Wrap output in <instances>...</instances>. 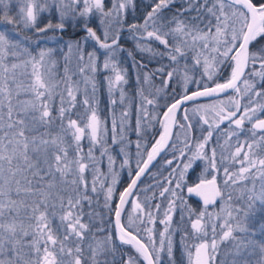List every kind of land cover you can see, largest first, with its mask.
Instances as JSON below:
<instances>
[{"label":"snow or ice","instance_id":"obj_1","mask_svg":"<svg viewBox=\"0 0 264 264\" xmlns=\"http://www.w3.org/2000/svg\"><path fill=\"white\" fill-rule=\"evenodd\" d=\"M177 2L147 0L149 10L143 15L142 21L138 22L135 17L132 21L128 20L129 11H136L135 0H52L51 5L48 0H43V3L40 0H25L17 17L8 14L11 0H0V11L3 12L0 20L22 25L24 29H35L38 33L49 29L63 31L65 21L73 20L85 33L74 45L77 60L82 62L79 72L96 73L100 61L99 51L103 50V69L111 68L115 73L114 81L109 78L110 93L114 83L126 82L117 67V56L125 51L121 46V37L125 31L136 41V47L141 53L153 52L146 43L151 40L158 41L168 50L167 55L175 66L166 73L163 68L155 70L167 77L161 81L162 88L158 91H163L175 77L181 75L180 60L192 52L193 69L202 68L201 80L197 81L188 74L186 63L182 75L183 85L185 91L189 83L202 85L203 91L185 94L182 99H175L167 107L163 114L164 120L158 121L163 131L151 150L146 152V158L140 151V143H137V156L140 159L136 163L135 178L119 194L120 204L114 209L118 239L121 244L133 247L146 264H162V254L167 256L169 264H175L170 212L177 200L182 205L186 203V190L189 196L199 197L203 202V210L191 220L193 239L200 242L189 246L185 243L188 233L185 232L181 237L187 264H264V240L254 239L257 231L249 226L255 205L259 203L264 206V155H257L258 151L264 152V118L258 115L264 113V103L258 102L264 100V0H179L182 7L171 16L165 15V10ZM50 7L55 8L59 22H48L45 27H39V14ZM93 17L98 21V29L90 26ZM89 40L97 47L86 53L83 45ZM68 49L71 52L73 44L70 43ZM51 51L41 49L38 56L33 55L31 37H20L19 33L0 30V264H139V257L133 255H129L127 260L117 259V247L110 232L102 237L96 235L105 233V229L93 223V217L99 216V213L92 210V197L88 195V183L83 175L88 165L80 155V142L87 134L93 144L100 143L107 130L87 95L82 103L89 106L87 111L90 115L79 122L71 118L78 88L68 83L71 80L68 67L65 66L64 70L66 86L59 93L55 92L58 85L44 79L38 71ZM128 55L132 57V52H128ZM29 65L31 73L27 72ZM136 66L146 67L142 62ZM224 66L231 69L230 78L224 83H218L214 78L223 71ZM18 70H21L19 76L30 75L33 80L23 86L22 81L18 82ZM150 75L155 73H145V80ZM204 77L214 83L215 87L203 83ZM254 78H258L259 88ZM85 80L87 82L89 77L85 76ZM95 90L93 84V94ZM228 90L246 98L247 102L242 104L240 99L229 97L227 105L220 101L218 105L193 108L194 115L199 114L202 107L213 113L211 119L205 115L197 121L199 123L202 120L208 129L207 135L196 141L195 151L187 136L183 147L178 148L174 141L169 143L174 135L173 125L178 124L182 130L194 127L191 122L185 125L176 120V112L185 101H195L201 96L213 97ZM22 93L31 98L21 99ZM55 95H59V107L56 115H53L51 105ZM120 99L123 102V92ZM143 100L147 105L154 104V100L148 97H143ZM111 103L114 105L116 101L112 100ZM142 111L144 119H155L143 105ZM127 115L126 112L122 113L119 125L121 139ZM183 120H190L186 109ZM57 121L59 132L53 134L50 129ZM245 121L251 123V128L247 130L250 132V142L246 140L244 145L238 144L233 154L234 160L242 154V159L238 160L241 167L236 172H230L227 167L223 170V185L225 188H233L235 195L232 191L225 193L217 183L216 175L208 179L201 174L198 182L189 185L186 181L187 173L197 160L207 161L205 172L209 168L212 172L219 171L215 149L211 150L210 155L204 151L214 131L227 122L229 130L225 131V135L229 139L232 136L238 138V130H244ZM117 127L113 118L114 143ZM86 129L89 130L87 133ZM141 130V117H138L136 131L140 133ZM69 136L75 144V155L71 158V143L66 140ZM245 146L248 151H244ZM166 148L172 149L173 159L179 158L183 162L187 156V162L172 170L166 178L167 186L161 185L159 195L164 197L167 193L171 197L165 218L160 220L164 230L159 233L157 242L152 227L143 229L148 233L145 242L139 238L141 229L137 227L133 230L136 219L141 224L145 222L144 219L140 216L134 219L129 214V223L125 226L121 223V214L123 206L129 202L126 197L133 195L132 190L137 181ZM106 151H102L101 155H105ZM176 152H179V157L175 155ZM86 155L88 159H94L91 148ZM108 160L111 171L114 160L110 155ZM127 163L125 159L124 164ZM165 163L172 165L173 160H166ZM116 182L114 175L104 196L105 207L110 211H113L110 201ZM91 191H97L95 179ZM218 201L228 206L223 218L219 213L208 211ZM85 202L89 207L87 212L84 210ZM132 207L133 211L144 212L138 202H133ZM155 209L159 211V205ZM221 211H225L223 206ZM144 215L150 224H155L151 209L144 212ZM85 216L89 217L87 222L84 221ZM57 218L59 223L54 227L53 220ZM220 219L223 222L219 226L221 235L217 239L214 221ZM209 222L212 233L210 240L207 239L205 227ZM258 230L259 234L264 235V222L260 223ZM224 242H230L231 248L221 253L220 244Z\"/></svg>","mask_w":264,"mask_h":264},{"label":"rangeland","instance_id":"obj_2","mask_svg":"<svg viewBox=\"0 0 264 264\" xmlns=\"http://www.w3.org/2000/svg\"><path fill=\"white\" fill-rule=\"evenodd\" d=\"M138 1L141 4L147 3V0H135L136 6ZM40 2L43 3V0H40ZM24 3L25 0H11V3L9 4V13H8L9 16L17 17L19 13V9L22 6H24ZM48 4L51 5L52 0H48ZM175 4L182 5L179 2V0ZM136 12L137 11H135V13H132L131 11H129L128 17L129 16L131 17L130 21H132L134 17L136 18L137 16ZM2 15L3 12L0 11V16ZM48 22H51L53 24L59 22V15L56 12L55 8L50 7L48 10H45L39 14L38 16L39 27H45ZM65 25L66 26L63 31H66L67 27L77 28L78 30L81 31L83 37L85 36V33L76 25V22H74L73 20L71 19L66 20ZM90 26L93 27L94 29H98L99 25L95 17H93ZM0 30L7 31L8 33H14V32L19 33L20 37L26 36L24 33L28 32L27 33L29 35L28 37H31V51L33 55L38 56V53L41 49L44 50L51 49L52 51L50 55L45 58L43 66L40 67L38 71L41 73L44 79L50 80V83L58 85L55 89V92L59 93L63 91L66 86L64 70H65V66H67L69 69L68 75L71 76V80L68 83H71L74 88H78V91L76 92V106L75 108L72 109L71 118L77 119L79 122L81 119L86 120L87 117L90 115V112L87 111L89 106H86L82 103L83 99L87 95V97L91 102V106L96 108L97 114L103 122V127L107 130L106 133L103 135L100 143L93 144L90 141L87 134L80 142L82 147V152L80 153V155L84 157L83 162H85L88 165L83 175L88 183V195L92 197V201H93L92 206H95V208L92 210L96 213H99V216H96L95 218L93 217L94 218L93 223L96 226L104 227L105 233H96L98 237H102L107 233V227H108L107 225L108 219H106L105 214L109 213L110 215L111 212L112 214H114V209L116 208L117 201L119 199V194L122 192L123 179L126 177L128 180H130L133 174L135 173V171L137 170L136 163L137 160L140 159V157L137 156V151H138L137 143L138 142L140 143L141 145L140 151L142 154L145 155L146 158V152L149 151V145L147 143V140H144V136L145 138H147L148 135L145 134L148 131L151 133L152 127L154 125H159L160 123L158 121L164 120V115H163L164 111L173 101V99H170L172 98V96L169 97L170 94L168 87L163 89V91H158V89L162 88L161 81L155 83L151 75L148 80H145V71L142 68H138L136 66L138 63L133 60V57L134 58L136 57L134 48L137 49V47H136V41H134L130 36L121 37V42H126V44L128 43V45L127 47L121 45L125 49V51L120 52L117 56V67L119 70H121V74L125 76L126 82L114 83L112 86V91L110 93L109 78H111L114 81L115 73L111 70V68H109L108 70L103 69L102 66L104 60L103 50L99 51L100 61L98 63V70L96 73L93 74V73L85 72L84 74H81L79 72V66L82 62H78L77 60V52L74 45L75 42L81 40L82 37L79 39H72V40L68 38L62 39L60 35L57 33L59 29L56 30L49 29L47 32L38 33L35 31V29H24L22 25L10 24L3 20H0ZM150 42L151 41H146V43H148L149 46L153 49L151 55H154L156 51L154 50ZM70 43L73 44V49L71 52H69L68 49V45ZM130 43H132L133 45ZM96 47L97 46L94 44V42L89 40L87 44L83 45V50L84 52L87 53V52H91ZM128 52H132V57L128 55ZM19 71L21 70H18V82L22 81L23 86H26L29 82L33 80V78L30 75L19 76ZM27 72L28 73L32 72V68L30 65L27 68ZM85 76L89 77V80L87 82L85 80ZM166 79L167 77L164 80ZM254 79L257 83V88H259L260 84L258 78H254ZM195 80L200 81L201 77L197 76ZM206 80L207 77H204L203 83H208ZM93 84L95 85V89H96L94 94H93ZM240 87L243 90L242 84L240 85ZM103 88H104V92H103ZM201 88H203L202 85L198 86L197 84L189 83L187 85V92L195 91ZM182 90L186 92L184 87L182 88ZM121 92H123L124 94L123 102H121L120 99ZM104 96L106 100L105 102L103 101ZM143 97H148L149 99H153L154 104L147 105L144 102ZM229 97L240 99L242 104L247 102L246 98H242L234 91H232L230 94L222 98L204 100V102H201L203 100L194 102L186 109L187 114L190 117L189 122L193 123V125H196L200 116L207 115L209 119H211L213 116V113L210 110L205 111L203 107L201 108L199 114L194 115L192 111L193 108L197 106L218 105L220 101H224L225 105H227ZM20 98L30 99L31 96L22 93ZM112 100L116 101L114 105L111 103ZM258 102L264 103V100H258ZM142 105L144 108L148 110V112L152 116L155 117V119L147 120L143 118L144 114L142 111ZM51 107H52L53 115H56V109L59 107V95L54 96ZM124 112H126L128 115H127V119L123 124V139H121V131L119 125L122 118V113ZM258 115L260 118H264V113H258ZM138 117H141L142 130L140 133L136 131ZM113 118H115L118 125L117 131L115 133V137H116L115 143L113 142L114 134L112 132ZM200 122H202V120H200L199 123ZM246 122L247 121H245V123ZM181 123H183L182 119H181ZM81 126H83V124H81ZM234 127L235 126L233 125L232 128ZM250 128L244 127L243 131L238 130L239 137L237 138L236 136H232L231 139H229L228 136L225 135V131L229 130L228 124L227 122H225L220 126L219 130L214 131L213 137L209 142V145L204 150L210 155L211 150L213 148L215 149L216 164H217V169H219V171L212 172L211 168H209L208 172H205L204 170L208 165H207V161L204 160V167H202L203 175L206 176V178L208 179H210L212 175H216L221 185V188L225 191V193L232 191L233 194L235 195V191L233 190V188L231 187L225 188L223 185V180L225 178L223 170L225 167H227L230 172H236L241 167L238 160L242 159V154L241 157H238L235 160L233 159V154L238 144L244 145L246 140L250 142V132L247 131ZM204 129H208V126L205 124H204ZM41 131H43V129H41ZM50 131L53 134L59 132V121H57L55 124L52 125ZM88 131L89 130L86 129V133ZM177 133L188 134L189 132L188 130H182L178 128ZM217 139L219 140L218 143H217ZM66 140L69 143H71V147H69V157L71 158L75 155L74 152L75 144L74 142H72L70 136L66 137ZM181 140L182 137L178 140L176 144L177 145L180 143L183 144ZM89 148L92 149L94 159L87 158L86 154L88 153ZM122 148L123 151H121ZM105 149H107L106 154L102 156L101 152L104 151ZM244 151H248L246 146L244 148ZM109 155L112 156L114 160V163L111 165V171L108 160ZM257 155L258 156L264 155V152L258 151ZM125 159H127L128 161L127 164H124ZM200 162L202 163L203 161L202 160L195 161L193 168L189 170L195 169L197 163ZM114 175L116 177L117 182L114 186L115 191L113 194V198L110 201L111 208L113 209V211H110L109 208L105 207L104 196L107 187L112 183V179ZM94 179L96 180V188H97L96 192L91 191V187ZM101 184L104 185L103 188H101ZM257 188H259V181H257ZM145 189H147V191H145ZM154 192H157L156 189L152 190L146 186L141 187L140 195L142 196H140L141 197L140 204L144 208V212L151 209L152 215L156 221L155 224L153 225L148 222L146 215H144V212L139 211L136 213L132 210H129V212L127 213L128 215L125 218V222L127 226L129 223V214H131L134 219L137 216H140L141 218L144 219L145 222L141 224L140 220L136 219L133 230H135L137 227L141 229L140 234L147 241L148 233L143 229L152 227L153 235L158 242L159 233L164 230V225L160 223V220L165 218V212L168 211L169 200L171 199V197L167 193L165 194L164 197H161L157 193L156 195H154ZM153 197L157 199L154 200ZM184 200L186 203L183 205L180 203L179 200H177L176 206L170 212V215L172 216L170 231L172 233L171 239L173 242V258L175 260V264H187V257L183 253L182 245H181V237L185 232L188 233V238L185 242L187 245L191 246L194 243L200 242L199 240L193 239L191 220L195 219V214L202 211V209H198L197 207L193 206L192 202L188 199L186 195V190L184 192ZM85 203L87 204V202ZM156 205H159V211H156L155 209ZM222 206L225 209V211L223 212L221 211ZM227 207H228L227 203L222 204V202H219L217 206L208 209V211L212 212L213 214L219 213V215L223 218L226 215ZM87 211H89L88 204L85 212ZM183 215L187 216L190 219L188 231H184L180 227V220L182 219ZM88 220L89 217L85 216L84 221L87 222ZM205 220H207V217L205 218ZM214 222L217 226V239H219V236L221 235L219 226L223 221L222 219H220V220H215ZM261 222H264V206H261L259 203H257L253 209V215H251L249 218L250 228L255 229L257 231V235L254 237V239L256 240H264V235L259 234V230H258V226L260 225ZM58 223H59L58 218L53 220L54 227ZM210 223L211 222L205 225L206 230L208 232L207 239L209 240L211 239V235H212ZM93 231H95V228H93ZM237 235L239 234L237 233ZM230 248H231L230 242H224L220 244L221 253H223L225 250H228ZM219 258L221 257H218V259ZM162 264H169L168 258L164 254H162Z\"/></svg>","mask_w":264,"mask_h":264},{"label":"flooded vegetation","instance_id":"obj_3","mask_svg":"<svg viewBox=\"0 0 264 264\" xmlns=\"http://www.w3.org/2000/svg\"><path fill=\"white\" fill-rule=\"evenodd\" d=\"M168 90L170 91L169 87ZM171 97V95L169 96ZM172 99V98H170ZM174 101H172V103H174ZM201 102H204L201 101ZM194 103V102H193ZM192 103L187 104L184 108L181 109V111L178 114L177 117V122L181 123V119L183 121V123L186 125L189 121H184L183 117L185 115V109H187V107H189ZM171 105V104H170ZM169 105V106H170ZM167 110V109H166ZM166 110L164 111V113L166 112ZM193 124V123H192ZM244 127H251V123L246 122L244 124ZM179 126L178 124L175 125V129H174V135L172 138L171 143L174 142H178V140L182 137L181 142H183L185 140L186 134L187 133H181L178 134L177 130H178ZM163 131V128L161 126V124L159 125H154L152 127V131L151 133L148 131L145 135H148L147 138H145L144 136V140H147V143L149 145V151L151 150V147L153 144H155V141L159 139V135L160 133ZM188 134H187V138L191 141L192 143V147H193V151H195V143L197 140L202 139L203 136H205L207 134V129H204V124L203 121L200 123H197L196 125H194V127L190 130H188ZM177 136L179 137L177 139ZM178 148L183 147V144L180 143L177 145ZM175 155L177 157H179V152H176ZM166 160H173V164L172 165H168L165 163ZM203 162L201 163H197V166L195 167V169L193 170H189L187 173V177H186V181L189 185H192L196 182H198V177L201 176V174H203L202 171V167H204V160H202ZM187 162V156L184 158L183 162L177 158V159H173V151L171 148H167V150L164 152V154L160 157V159L156 162V164L150 169V171L142 178V180L140 181V183L138 184V186L136 187V189L133 192V195L129 198V202L126 204L125 209L123 211L122 214V218H121V223L124 224L126 226V222H125V218L127 217V213L129 212V210L133 211V207H132V203L133 202H138L140 203L141 201V197L142 195H140V189L141 187H148L150 189H156L157 192H154V195L159 194L158 190H162L161 185L163 186H167L166 183V178L169 177V174L172 172V170L174 168H176L177 165H180L181 167L183 166V163ZM137 171V170H136ZM133 174L132 178L130 180H128L126 177L123 179L122 182V192L128 187L129 183L131 182V180L133 179V177L136 174ZM211 179V178H210ZM218 184L220 185L218 179H217ZM221 187V185H220ZM152 192V191H151ZM186 195L188 197V199L194 204H197V208L198 209H202L203 210V205L201 203H199L197 200H195L193 197L189 196L186 192ZM156 197V196H155ZM153 197L154 200H156L157 198ZM119 201V199H118ZM118 201H117V205H118ZM220 202V201H219ZM86 204V203H85ZM84 204V210L87 209V205ZM116 205V207H117ZM217 206V205H216ZM215 207V206H213ZM211 207V208H213ZM209 208V209H211ZM140 210H136L134 212H139ZM106 219H108L107 222V233L110 232L112 234V239L114 240L116 247H117V259H123V260H127L129 255H133V256H137L139 257V253H136L135 249L129 245H123L120 243L118 236H117V231L115 229V213L109 215L105 214ZM96 216H94L95 218ZM93 218V219H94ZM135 231V230H134ZM139 238H141L143 241L147 242L143 236L140 234L139 232ZM111 258V257H109ZM139 263L140 264H146L145 261L143 260L142 257H139Z\"/></svg>","mask_w":264,"mask_h":264},{"label":"trees","instance_id":"obj_4","mask_svg":"<svg viewBox=\"0 0 264 264\" xmlns=\"http://www.w3.org/2000/svg\"><path fill=\"white\" fill-rule=\"evenodd\" d=\"M136 20L138 22L142 21V17L145 14V12L147 10H149L147 8V3L146 4H141L139 3V1L137 2V6H136ZM182 7V5L179 4H175L172 5L170 7V9L165 10V15L167 16H171L172 14H175L177 12V10H179ZM128 20H131V17H128ZM28 32H25L24 34L26 36H29L27 34ZM57 33L60 35V37L62 39L68 38V39H79L81 37H83V34L81 33L80 30H78L77 28H71V27H67L66 31H60L58 30ZM123 36H129L128 32H124L122 34ZM171 43V40L169 41ZM151 45L154 48V50L156 51V53L154 55H151V53H141L138 49L134 48L135 51V61L139 64V63H143L144 65H146V67L142 68L145 73H155V75H151V77L153 78V80L155 81V83H158L159 81H163L166 78V75L163 73H158L155 72L156 69H160L163 68L164 72L166 73L167 71H171L172 67H174L175 65H173V63L170 61L168 55H167V49L164 48L163 45H161L159 42L155 41V40H151ZM132 44V43H130ZM121 45L127 47L128 43L126 44V42H121ZM133 45V44H132ZM192 52H188L186 57L184 59L180 60V64L179 67L181 69V75L183 74V68L184 65L187 63L188 68H189V75L193 76L194 79L197 76L201 77V72H202V68L196 67L195 69H193V65H194V61L192 60ZM230 74H231V69L227 66H224L223 71L218 73L217 76L214 78L216 80V82H220V83H224L227 79L230 78ZM178 76L175 77L173 79V81L171 83H169V94L172 96L173 101L175 99H179L180 97H182L183 95L191 92V91H186L184 92V90H182V88L184 87L183 85V81H182V77ZM160 78V80H159ZM163 79V80H162ZM208 83V86H215L214 83H212L211 81L206 80ZM103 92H104V88H103ZM103 101L105 102V96ZM193 204V203H192ZM87 205V204H85ZM194 207H197V204H193ZM95 206H92V209H94ZM189 221L190 219L183 215V219L180 220V227L182 228V230L184 231H188L189 230Z\"/></svg>","mask_w":264,"mask_h":264},{"label":"water","instance_id":"obj_5","mask_svg":"<svg viewBox=\"0 0 264 264\" xmlns=\"http://www.w3.org/2000/svg\"><path fill=\"white\" fill-rule=\"evenodd\" d=\"M211 87H215V86H211ZM199 91H203V88H201V89H198ZM198 90H195V91H198ZM192 92H194V91H191V92H189V93H187V95H191V93ZM232 92V90H228L227 92H225V93H219L218 95H214L213 97H204V96H201V97H199V98H197L195 101H192V100H189V101H185L182 105H181V107H180V109L176 112V120H177V117H178V114H179V112L181 111V109L182 108H184L187 104H189V103H193V102H197V101H201V100H209V99H215V98H222V97H225V96H227L228 94H230ZM183 97V96H182ZM182 97H180L179 99H182ZM176 125V124H175ZM175 125H173V128H172V131H173V134H174V129H175ZM169 143H171V141L169 142ZM167 150V148L164 150V151H162L157 157H156V159L152 162V164L149 166V168L145 171V173L140 177V179L137 181V185H136V187L138 186V184L140 183V181L142 180V178L150 171V169L156 164V162L160 159V157L164 154V152ZM135 178V176L133 177V179ZM131 183V182H130ZM129 183V184H130ZM218 183V182H217ZM136 187L132 190L133 192H134V190L136 189ZM125 191V190H124ZM123 191V192H124ZM131 196H128V197H126V199L127 200H129V198H130ZM191 197H193L195 200H197L199 203H201L202 205H203V202H202V200L199 198V197H196V196H191ZM219 203V201L217 202V204ZM119 204H120V200L118 201V205L117 206H119ZM127 204V203H126ZM126 204L123 206V211H124V209H125V206H126ZM216 204V205H217ZM216 205H213V206H216ZM213 206H210L209 208H211V207H213ZM123 211H122V214H123ZM122 214H121V218H122ZM116 219V218H115ZM115 219H114V221H115ZM115 229H116V225H115ZM116 231H117V229H116ZM117 234H118V236H119V233H118V231H117ZM145 263H146V261H145Z\"/></svg>","mask_w":264,"mask_h":264}]
</instances>
